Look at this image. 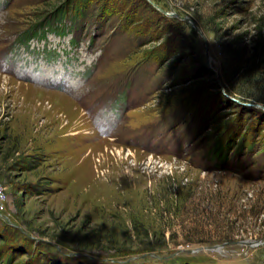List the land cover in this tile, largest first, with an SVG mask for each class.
Instances as JSON below:
<instances>
[{"label":"rangeland","instance_id":"rangeland-1","mask_svg":"<svg viewBox=\"0 0 264 264\" xmlns=\"http://www.w3.org/2000/svg\"><path fill=\"white\" fill-rule=\"evenodd\" d=\"M104 259L264 264V0H0V264Z\"/></svg>","mask_w":264,"mask_h":264},{"label":"trees","instance_id":"trees-1","mask_svg":"<svg viewBox=\"0 0 264 264\" xmlns=\"http://www.w3.org/2000/svg\"><path fill=\"white\" fill-rule=\"evenodd\" d=\"M63 10H61V12L59 11L58 13V17L57 18H59V19H61V17H62V15H65L64 14V12H62ZM54 32H58L59 33V30H55ZM40 34H39V36H43L44 37V35L41 33V31L39 32ZM62 33H64V32H62ZM29 37H34V36H32V34L30 33V35H29ZM180 253V252H179ZM65 255H67L66 253L64 254V255H62V256H65ZM190 255H191V252H187L186 253V257H184V258H180L179 256H177L176 258H173V262L174 263H179L180 262V260L182 261H189V258H194V257H196V255H194V257H190ZM59 256H61V254H59ZM145 257V256H144ZM89 258V257H88ZM143 258V257H142ZM91 259V258H90ZM98 262L97 263H99V264H125L126 262H122V261H115V262H111L109 259H104V260H97ZM103 261L104 262H106V263H103ZM155 262H157V263H160V262H165V260H163V258H156L155 259ZM134 264H137L136 262H134Z\"/></svg>","mask_w":264,"mask_h":264},{"label":"water","instance_id":"water-1","mask_svg":"<svg viewBox=\"0 0 264 264\" xmlns=\"http://www.w3.org/2000/svg\"><path fill=\"white\" fill-rule=\"evenodd\" d=\"M186 20L191 22V24L193 25V28H195V30H197V31L200 30V29H199V26H198L197 24H194L195 22H194L193 19L190 18V20H189V18H186ZM204 42H205V57H204V64L208 67V69H209L212 73L215 74V73H216L215 69H214L213 67H211L210 64H209V54H208L207 43H206L205 38H204ZM243 104H244V103H243ZM250 245H253V246H254V245H257V244L254 242V243H251ZM190 250H191V252H193V249H190ZM195 251H196V249H195Z\"/></svg>","mask_w":264,"mask_h":264}]
</instances>
